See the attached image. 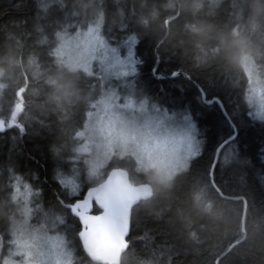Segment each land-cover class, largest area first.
Wrapping results in <instances>:
<instances>
[{
    "label": "trees",
    "instance_id": "16d2710c",
    "mask_svg": "<svg viewBox=\"0 0 264 264\" xmlns=\"http://www.w3.org/2000/svg\"><path fill=\"white\" fill-rule=\"evenodd\" d=\"M213 2L0 0V264L10 255L13 224L26 204L18 186L36 192L34 202L72 237L74 264H94L78 241L79 222L65 203L69 196L57 191L52 177L54 169L61 177L79 170L80 199L114 167L152 191L132 208L120 264H264V117L254 118L242 100L249 82L244 59L256 81L264 82V0ZM96 22L111 44L135 40L136 72L127 98L172 119L184 120L189 109L200 119L199 152L171 178L157 168L138 170L130 155L112 156L89 177L84 157L74 153L91 103L102 95L99 76L68 68L54 50L62 32ZM203 97L213 103L206 105ZM232 121L241 127L243 151L222 146L211 174L216 147Z\"/></svg>",
    "mask_w": 264,
    "mask_h": 264
},
{
    "label": "rangeland",
    "instance_id": "374dc122",
    "mask_svg": "<svg viewBox=\"0 0 264 264\" xmlns=\"http://www.w3.org/2000/svg\"><path fill=\"white\" fill-rule=\"evenodd\" d=\"M57 43L54 56L63 65L99 76L102 95L91 103L85 126L77 133L82 141L74 151L84 157L81 162L90 170L89 177L97 175L112 156L130 155L143 169L157 168L165 175L187 167L199 152L196 129L189 126L193 123L156 114V109L145 102L126 97L135 74L129 65L133 61L132 66L136 64L130 41L111 44L102 36L100 25L94 23L62 32ZM243 67L249 78L254 114L263 118L264 82L256 81L249 60L244 59ZM75 170L80 184L82 177ZM16 194L24 196L26 204L22 218L14 221L12 247L5 264H74L72 237L61 233L58 221L34 202L38 194L19 186Z\"/></svg>",
    "mask_w": 264,
    "mask_h": 264
},
{
    "label": "snow or ice",
    "instance_id": "6c2138e0",
    "mask_svg": "<svg viewBox=\"0 0 264 264\" xmlns=\"http://www.w3.org/2000/svg\"><path fill=\"white\" fill-rule=\"evenodd\" d=\"M134 61L132 65H134ZM132 65V71L136 72V68ZM172 78H175L176 74H171ZM156 78H164L160 74H156ZM202 115V113H201ZM185 121H195V124H189L190 128L197 129L200 127L199 117L189 109L188 115L183 117ZM229 132L225 137L221 139L217 147L227 145L230 152L233 154H240L243 150L240 147V135L241 127L232 121L228 125ZM204 136H207V132H203ZM53 182L58 186L59 189H64L69 199L65 203L67 204L68 210L72 216L79 222L78 235L85 247L95 240L100 235H112L119 232L120 226L127 224V203L124 201L117 202L111 198L109 188H89L84 193L83 199H76L80 194L79 183L77 180V172L73 169L70 172V176L61 177L56 173L54 169V175L52 177ZM47 180H45V183ZM41 195L43 194V187L39 189ZM95 199L98 204L103 208V211L99 214H91V200Z\"/></svg>",
    "mask_w": 264,
    "mask_h": 264
},
{
    "label": "water",
    "instance_id": "95a60500",
    "mask_svg": "<svg viewBox=\"0 0 264 264\" xmlns=\"http://www.w3.org/2000/svg\"><path fill=\"white\" fill-rule=\"evenodd\" d=\"M4 127L0 126V131ZM219 151L216 152L218 155ZM215 164V163H214ZM212 174V171H211ZM109 188L111 190V198L117 202L124 201L127 203V224L121 225L118 233L112 235H100L95 240L85 247L79 235L78 241L86 257L96 264H119L122 253L127 248L126 237L130 230V217L132 208L141 200L149 199L151 197V186L148 183L134 184L131 182L129 173L126 169L114 167L108 170L105 179L96 186L90 188ZM89 188L85 190L87 192ZM84 192V193H85ZM84 194L82 196L83 199ZM98 209V213H93V208ZM91 214L96 215L103 211V208L96 202L91 200Z\"/></svg>",
    "mask_w": 264,
    "mask_h": 264
},
{
    "label": "bare ground",
    "instance_id": "6f19581e",
    "mask_svg": "<svg viewBox=\"0 0 264 264\" xmlns=\"http://www.w3.org/2000/svg\"><path fill=\"white\" fill-rule=\"evenodd\" d=\"M213 1H216V0H210V2H213ZM214 3V2H213ZM168 22V21H167ZM97 24H98V22H96ZM130 41V39H125L124 41ZM131 43V45H132V47H134V44H135V40H133V41H130ZM243 62H244V60L242 61V64H243ZM259 87V86H258ZM250 87H249V82H248V87H246V89H245V93H244V96H243V98H242V100L244 101V103H245V105H246V109L248 108V112L249 113H251L252 114V116L254 117V118H256V119H263V118H260V117H258V116H255V114H254V107H253V105L251 104V100H250V89H249ZM259 90H260V88H259ZM260 95H261V90H260ZM203 99V101L206 103V105H211L212 103H213V100H208V101H206V100H204V97L202 98ZM215 102L218 104V106L220 107V110L223 112V113H226V111H225V109H224V106H223V104H222V102H220V101H218V100H215ZM234 105H238V104H236V103H233ZM155 112H156V114L157 113H160V110L159 109H156L155 110ZM17 114V113H16ZM15 114V117L17 116ZM170 115H172L173 116V114H171V113H169ZM165 115H167V114H165ZM13 121H14V119H10L9 120V122L8 123H13ZM6 122V121H5ZM200 142H199V147H200ZM221 148L222 147H216V152L217 151H220L221 150ZM219 156H220V153H218V155H216L215 154V156H214V159H213V162H212V165H211V171L213 172V168H214V166H215V164H217V162H218V160H219ZM190 162V161H189ZM215 163V164H214ZM189 164V163H188ZM188 166V165H187ZM140 169H143L142 167H138V170H140ZM127 172H128V170H127ZM129 173V172H128ZM177 173V172H176ZM176 173H172V174H170V175H167L166 174V177L167 178H171V176H173L174 174H176ZM142 200V199H141ZM140 200V201H141ZM139 203V202H138ZM137 203V204H138ZM243 230V229H242ZM244 231V230H243ZM130 232H131V217H130V230H129V234H128V236L126 237V243H127V248H128V245H129V242H128V237H129V235H130ZM12 234H13V236H14V229H13V231H12ZM12 241H13V238H11L10 240H9V244L11 245V243H12ZM74 246V245H73ZM81 246V245H80ZM127 248L125 249V251L122 253V255L126 252V250H127ZM82 249V248H81ZM83 251V250H82ZM84 253V252H83ZM122 255H121V257H122ZM86 256V255H85ZM90 261V260H89ZM120 262H121V258H120ZM93 263V262H92ZM82 264H86V262L84 261V260H82ZM94 264H96V263H94ZM120 264V263H119Z\"/></svg>",
    "mask_w": 264,
    "mask_h": 264
},
{
    "label": "flooded vegetation",
    "instance_id": "af4514ba",
    "mask_svg": "<svg viewBox=\"0 0 264 264\" xmlns=\"http://www.w3.org/2000/svg\"><path fill=\"white\" fill-rule=\"evenodd\" d=\"M19 105L14 109V111H13V113H11L12 114V116L13 115H15L18 111H19ZM12 124V123H11Z\"/></svg>",
    "mask_w": 264,
    "mask_h": 264
}]
</instances>
